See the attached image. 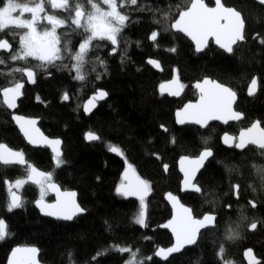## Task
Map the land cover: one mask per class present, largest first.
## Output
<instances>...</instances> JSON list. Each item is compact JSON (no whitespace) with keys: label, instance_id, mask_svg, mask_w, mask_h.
Here are the masks:
<instances>
[{"label":"trees","instance_id":"trees-1","mask_svg":"<svg viewBox=\"0 0 264 264\" xmlns=\"http://www.w3.org/2000/svg\"><path fill=\"white\" fill-rule=\"evenodd\" d=\"M75 1L85 3L82 5L88 12V0ZM206 2L214 6L212 0ZM4 3L6 0H0V6ZM224 4L236 8L246 23L245 41L231 55L212 43L203 54H198L188 39L170 28L179 13L190 6V0H138L137 5L128 4L121 9L129 20L118 36L115 56L111 55L114 46L109 41L93 42L102 46L88 53L82 69L86 77L83 81L74 78L75 61L67 53L63 60L56 61V66L34 69L36 85H26L19 113L39 118L46 135L62 139L64 163L60 167H56L48 149L36 150L27 145L13 124L12 115L0 104V143L22 151L29 163L51 172L52 181L64 190L77 191L79 203L86 211L72 222L45 218L34 206L41 197L40 187L26 184L19 191L23 206L9 212L6 181L14 183L26 173L24 168L0 164V218L6 220L10 233L0 241V264H6L10 252L18 246L39 247L41 261L46 264H126L130 253L116 251L114 246L138 250L136 259L144 264H224L225 261L246 264L247 249H253L264 264V181L256 171V167H264V155L255 147L239 151L235 147L225 148L221 143L225 132L237 137L257 121L264 128V43L260 42L264 40V6L252 0H224ZM46 13L66 21V27L57 29L61 48L66 44L76 52L85 36L80 34L81 30L73 31L74 13H61L50 6L46 7ZM39 28L43 31L50 25L44 23ZM12 31L25 30L0 32V39H7L15 52L20 47L19 35L14 37ZM153 31L158 32L156 41L150 39ZM173 48L175 51H170ZM11 54H0V59L5 61L0 64V89L12 86L14 81H26L19 72L9 75L13 69L38 63L31 58L28 65L24 61H12ZM149 60L160 61L162 75L153 70ZM175 70L185 88L180 100L159 93V86L171 80ZM256 77L259 92L250 99L248 86ZM205 78L236 92V109L245 115L242 122L227 128L213 124L207 130L176 125V111L199 99L194 84ZM100 89L107 91L109 98L92 116L86 117L83 105ZM65 93L67 100L63 99ZM88 132L100 139L88 143L85 139ZM109 145L118 146L124 159L113 155ZM206 148L212 149L214 156L198 179L202 193L182 194L179 159L195 158ZM129 164L151 189L150 197L145 200L146 227L135 223L140 202L116 192L123 184L122 174ZM236 184L240 185L239 200L233 188ZM169 192L180 196L197 218L212 213L217 215V222L214 229L201 234L196 246L162 262L154 253L173 244L170 233L162 229L172 217L165 202ZM44 199L53 200L50 196ZM249 201H254L256 208ZM252 223L257 225L255 231L251 230ZM230 228L239 233L238 238L227 239ZM106 249V254L97 256Z\"/></svg>","mask_w":264,"mask_h":264},{"label":"snow or ice","instance_id":"snow-or-ice-1","mask_svg":"<svg viewBox=\"0 0 264 264\" xmlns=\"http://www.w3.org/2000/svg\"><path fill=\"white\" fill-rule=\"evenodd\" d=\"M258 2L264 5V0H258ZM88 3L91 5V11L86 12L82 4L75 3L73 7L69 0H39L34 6H29L28 3H21L19 0H6V3L0 6V32H4L6 29L25 31L22 33L12 31L11 33L14 37L19 35L20 47L18 51L13 52L12 45L7 39H0V50L12 53L10 56L12 61H24L28 65L29 58H31L38 62L35 65L15 68L8 74L12 75L14 72H19L22 76L27 77V82L35 83L36 71L34 69L47 70L48 66H56V61L63 60L65 58L64 53H67L68 58L75 61L72 65L76 73L74 78L83 81L86 77L82 69L87 62L88 53L93 48L98 49L102 46L99 43L94 44L93 42L109 41L112 45H117L118 36L123 28L126 27V22L129 20L128 15L123 13L121 9L128 4L137 5L138 0H102V3L107 5V9L102 8L95 0H88ZM45 4L49 5L53 10L74 13L71 16V25L74 26L73 31L81 30L80 34L85 36L76 52H72L66 44L63 46V49L61 48V38L57 34V29L66 27V21L55 14H47ZM16 13L18 15H14ZM25 13H30V18H24ZM42 13H44L43 16H41ZM41 20L46 21L50 25V28L38 31L37 25ZM170 28L190 37L195 42L197 52L204 51L209 47V41L214 40V43L219 48L227 53H232L233 45L245 39V21L242 19L241 13L231 7L224 6L222 0H215L214 7L208 6L205 0H190V6L179 13V18L170 25ZM157 36L158 32L153 31L150 39L156 41ZM260 42L264 43V40ZM112 51L115 52L116 49L113 48ZM170 51H175V49H170ZM4 63L5 61L0 59V64ZM100 63L103 64V61H100ZM149 63L157 67L159 66L154 60H149ZM99 78L97 76V79ZM173 85L177 86L175 90L173 89ZM257 86L258 81L256 78H253L248 86V94L253 95L257 90ZM23 87V82L14 81L12 86L0 89V96H2L0 104L6 106L8 109H14L17 99L23 94ZM183 87V85L179 84L178 80H174L167 85L161 84L160 90L162 94L167 91L171 95H178L179 89ZM195 87L200 92L199 102L196 104H188L182 111H178L176 113L178 123L184 124L186 122H192L206 127L208 122L212 120L228 123L229 120L238 121L242 119V114L232 109L233 101L236 98V92L232 88L207 78L202 83H196ZM106 96L107 93L103 90L98 91L84 105L85 112L90 110L89 105H93L96 99H104ZM68 98V95L65 93L63 99L67 100ZM13 119L20 126V130L28 139L29 143L39 144L43 142L52 146V151L55 153L54 159L56 167H60L64 163L61 159L62 154L57 147L61 143L59 140H49L47 137H43L39 133V129L35 128V120L26 119L19 115H14ZM86 139L95 141L99 140L100 137L93 132H88ZM223 142L229 147L234 146L240 150L252 145L262 150L261 155H264V128L260 127V122L257 121L251 127L242 130L238 138L225 133ZM109 151L121 156L123 155L118 146L109 145ZM212 154L211 149L206 148L196 158H181L180 170L184 174V190L190 189L197 193L201 192V188L193 181L196 173L203 167L204 162ZM0 164L3 166H23L26 173L24 178H18L14 183L6 181L10 197V201L7 204V210L9 212L23 206L20 195L16 191H13V188L20 189L29 182L37 184L40 187L41 197L36 201V204L40 207L44 215L71 220L78 213L85 211L77 204L75 192H61L59 186L52 182V173L38 170L34 165L25 160L23 152L14 151L6 145L0 144ZM254 167L256 166L254 165ZM166 169L167 165H165ZM128 170H131L134 175L135 170L131 164L128 165ZM128 170L124 173L126 180L129 179ZM256 171L261 180L264 181V167H256ZM233 188L238 199L240 185H233ZM47 189L56 192V203H44V193ZM149 191V184L139 177H135L134 180H129L127 184H122L116 189L117 194L124 197H138L140 211L135 218V223L142 227L147 226L145 197ZM253 191H255V188H253ZM167 198L172 201L175 214L163 227L171 229L175 237V244L167 249L159 248L154 253L155 256L162 257L165 260L172 253L181 251L186 245L196 244L200 230L209 225H214L216 220V217L212 214H205L202 219H198L193 216L192 209L181 204L176 196L169 193L167 194ZM249 203L253 208L256 207L254 201H249ZM250 227L251 229H255L257 225L256 223H252ZM228 232L227 239L229 240L238 238L239 236V233L234 229L230 228ZM9 235L7 223L4 219L0 218V241ZM114 248L116 251L122 253H130V259L126 261V264H144L143 260L136 259L138 250L132 251L127 247L119 246H114ZM37 252L38 250L36 248H16L12 252L13 259L9 261V264H36ZM106 252L107 249L103 253H97V256L106 254ZM223 252L224 248L221 246V256ZM19 253L26 255L18 257ZM245 255L249 257V264H259V261L256 260L250 249L246 251ZM69 258L71 260V254H69ZM151 258L147 257L146 259ZM224 264H229V262L225 261Z\"/></svg>","mask_w":264,"mask_h":264},{"label":"water","instance_id":"water-1","mask_svg":"<svg viewBox=\"0 0 264 264\" xmlns=\"http://www.w3.org/2000/svg\"><path fill=\"white\" fill-rule=\"evenodd\" d=\"M213 1V3H214V6H215V0H212ZM252 1H254V2H256V3H258V4H260L259 2H258V0H252ZM205 3L207 4V2H206V0H205ZM222 3L224 4V0H222ZM208 5V4H207ZM260 5H262V4H260ZM209 6V5H208ZM214 6H210V7H214ZM224 6H226L225 4H224ZM262 6H264V5H262ZM227 7V6H226ZM231 8H233V7H231ZM234 10H236V11H238L236 8H233ZM239 12V11H238ZM241 17H242V19L244 20V18H243V15L241 14ZM178 18H179V16H178ZM177 18V19H178ZM245 28H246V23H245ZM245 28H244V37H245ZM173 32L174 33H176V34H180V35H182V36H184L186 39H188L191 43H192V45L194 46V48H195V42L194 41H192L191 40V38L190 37H188V36H186L184 33H182V32H179V31H176V30H174L173 29ZM245 41V39L243 40V41H238L235 45H233V51H234V49H235V47H237L240 43H243ZM10 43V42H9ZM213 44L215 47H217L219 50H221L222 52H224V53H226V54H228V55H231L232 53H227V52H225L223 49H221V48H219V46L218 45H216L215 43H214V40H210L209 41V45L210 44ZM11 44V43H10ZM12 45V44H11ZM114 46V48L116 49V51L115 52H111V55L112 56H115L116 55V53H117V45H113ZM209 48V47H208ZM208 48H206L204 51H201V52H197L196 51V48H195V51L198 53V54H203ZM12 50H14V47H13V45H12ZM1 53H4V54H7V55H10L11 53L10 52H8V51H5V50H0V54ZM154 61H156L157 63H158V67L157 66H155L154 64H152V63H150V66L153 68V70L155 71V72H157V74H159V75H162L163 74V68H162V65H161V63H160V61H158V60H154ZM25 77V82H23L24 83V87H23V89H22V95L17 99V102H16V107L14 108V109H8L6 106H5V108L10 112V114L12 115V122H13V124H14V126L18 129V131L20 132V134L23 136V138H24V140L26 141V143H27V145L29 146V147H31L32 149H48L50 152H51V154L55 157V153L52 151V146H50V145H47L46 143H43V142H41V143H39V144H31V143H29V141H28V139L24 136V134H23V132L20 130V126L16 123V121L13 119V116L14 115H19V116H21V117H24V118H26V119H32V120H35V128H37V129H39V133H41L42 135H43V137H47L49 140H59L61 143L57 146L58 147V149H59V151L61 152V158L63 157V141H62V139H60V138H52V137H49L48 135H46V133L42 130V128H41V126H40V123H41V121H40V119L39 118H35V117H29V116H26V115H24V114H20L19 113V106H20V102L23 100V98H24V90H25V88H26V85H28V86H35L36 85V82H37V77L35 76V83H29V82H27V77L26 76H24ZM207 79H210V80H212L211 78H207ZM256 79H257V81H258V78L256 77ZM174 80H178L179 81V84H181V85H183L184 86V84H183V82L181 81V79H180V76H179V74H178V71L177 70H175L174 71V75H173V78L171 79V80H169V81H167V82H164V83H162V84H169L170 82H172V81H174ZM204 80V79H203ZM203 80H201L200 81V83H202L203 82ZM198 83V82H197ZM195 85L196 84H194V89L198 92V94H199V98H200V92H199V89H197L196 87H195ZM224 86H226V85H224ZM176 85H173V89L175 90L176 89ZM228 87V86H227ZM100 90H102V89H100ZM100 90H98V91H100ZM97 91V92H98ZM104 92H106L107 93V91H105V90H103ZM96 92V93H97ZM258 92H259V83H258V86H257V90H256V92L253 94V95H249L248 94V90H247V96H248V98H250V99H252V98H255L256 96H257V94H258ZM95 93V94H96ZM159 93L161 94V95H164V96H168L169 98H171V99H174V100H180L184 95H185V88L183 87V88H181V89H179V94L178 95H171V94H169V92H167V91H165V92H163V94L161 93V90H160V86H159ZM94 94V95H95ZM93 95V96H94ZM93 96H91L89 99H91ZM1 98H2V96H1ZM108 98H109V95H108V93H107V96L104 98V99H96L95 101H94V103H93V105H89V111L88 112H85V110H84V105L85 104H87V102H88V100H86L85 101V103H84V105H83V113H84V115L86 116V117H90V116H92L96 111H97V109H98V107H99V105L100 104H102V103H105L107 100H108ZM199 102V99L197 100V101H195V102H192V103H189V104H196V103H198ZM237 103H238V95L236 94V98H235V100L233 101V104H232V109L234 110V111H236V112H239V113H241L242 114V119H240V120H229L228 121V123H224L223 121H217V120H212V121H209L208 122V125L206 126V127H202L201 125H199V124H196V123H192V122H186V123H184V124H180V123H178L177 122V116H176V113L178 112V111H182L184 108H185V106L183 107V108H181V109H179V110H177L176 111V113H175V122H176V125L178 126V127H186V126H195V127H197V128H199V129H201V130H207L210 126H212L213 124H218V125H221V126H223V127H225V128H227L228 126H230V125H232V124H237V123H240V122H242L244 119H245V115L242 113V112H240V111H238L236 108H237ZM188 105V104H187ZM259 122V121H258ZM251 127V126H250ZM260 127H262V125H261V123H260ZM263 128V127H262ZM225 133H227L228 135H230V136H233V137H235L234 135H232L231 133H229V132H225ZM224 133V134H225ZM224 134L222 135V137H221V143H222V145L225 147V148H231V147H229L227 144H225L224 142H223V136H224ZM239 137V134H238V136H237V138ZM85 139H86V136H85ZM86 141L88 142V143H91V142H95V141H98V140H95V141H89V140H87L86 139ZM0 144H4V145H6L8 148H10V149H12V150H14V151H19V150H16V149H14V148H11L8 144H6V143H0ZM232 147H234V146H232ZM249 147H255V146H252V145H249L247 148H249ZM247 148H245V149H243V150H240V149H238L239 151H245ZM256 148V147H255ZM258 149V148H257ZM260 150V149H259ZM204 151V150H203ZM211 151H212V156H210L205 162H204V165H203V167H201L200 169H199V171L196 173V176H195V179H194V183H196L198 186H199V184H198V179H199V176L201 175V173L204 171V169L206 168V166H207V164H208V162L213 158V156H214V152H213V150L211 149ZM22 152V151H21ZM113 155H115L116 157H118V158H120V159H124V154L121 156V155H118V154H116V153H113V152H111ZM24 154V153H23ZM25 156V155H24ZM184 157H188V156H184ZM198 157V156H197ZM182 158V157H181ZM181 158L179 159V161H178V170H179V173H180V175H181V177H182V180H181V192H182V194H197V195H200L201 193H202V190H201V192L200 193H197V192H195V191H192V190H184V186H183V179H184V174H183V172L180 170L181 169V165H180V160H181ZM189 158H192V157H189ZM196 158V157H195ZM25 160L27 161V162H29L28 160H27V158H26V156H25ZM54 162H55V159H54ZM56 165V164H55ZM35 166V165H34ZM5 167H14V168H24L23 166H15V165H12V166H5ZM38 170H40V171H43V172H45L44 170H42V169H40V168H38L37 166H35ZM132 168L135 170V168L132 166ZM126 170H128V167L127 168H125V170H124V172H123V174H122V180H123V184H127L128 182H129V180H134V178L135 177H139L141 180H143V181H145L139 174H138V172L135 170L134 171V175H133V173H132V171L131 170H128L129 171V179L128 180H126L125 179V177H124V173H125V171ZM47 173V172H46ZM52 182H54V181H52ZM9 183H11V182H9ZM56 185H58L59 186V189H60V191L61 192H75L76 193V196H75V200H76V202H77V204H79L80 205V203H79V194H78V192L77 191H74V190H64L58 183H56V182H54ZM28 184H30V185H32V186H35V187H39V185H37V184H34V183H31V182H29ZM122 185V184H121ZM120 185V186H121ZM200 187V186H199ZM201 188V187H200ZM13 191H16L17 192V194L18 195H20V197H21V199H22V201H23V196H22V194L19 192V191H17V190H13ZM47 191H48V194H49V196L53 199L52 201H49V200H46V199H44V203L45 204H54V203H56V200H57V195H56V192L55 191H53V190H51V189H47ZM169 193H171V192H169ZM169 193H167V194H169ZM150 194H151V189H150V191H149V193L146 195V197H145V200H147L149 197H150ZM167 194L165 195V202L167 203V205L170 207V209H171V211H172V217H171V219L173 218V216H174V214H175V209L173 208V205H172V201H170L168 198H167ZM172 195H174V196H176L177 197V199L180 201V203L181 204H183L185 207H188V208H190V209H192L190 206H188V205H186V204H184L183 202H182V200H181V198H180V196H178V195H175V194H173V193H171ZM235 195H236V192H235ZM124 197V196H123ZM126 199H131V200H135V201H138V202H140L139 201V199H138V197H136V196H128V197H125ZM9 200H10V197H9ZM39 200V199H38ZM37 200V201H38ZM236 200H239V198L237 199V196H236ZM35 208H36V210L41 214V216H43V217H45V218H48V219H51V220H54V221H60V222H72V221H74L76 218H78V217H80V216H82V215H84V214H86V211H83L82 213H78L76 216H74L73 217V219H71V220H64V219H60V218H57V217H54V216H46V215H44L43 214V212L41 211V209H40V207H38L37 206V204H36V202H35ZM80 207L82 208V206L80 205ZM254 208H256V207H254ZM16 209H18V208H16ZM15 210V209H14ZM192 214H193V216L194 217H196L195 215H194V213H193V210H192ZM208 214H212V213H208ZM212 215H214L215 217H216V220H215V222H214V225H209L208 227H206V228H203V229H201L200 230V233L198 234V236H197V242H196V244H193V245H186L181 251H179V252H175V253H172L170 256H168V258H167V260H165V259H163L162 257H157V256H155L158 260H160V261H162V262H167V261H169L171 258H173V257H175V256H178V255H181L185 250H187V249H190V248H193L194 246H196L197 244H198V242H199V239H200V236H201V234L203 233V232H205L206 230H209V229H214L215 227H216V222H217V215L216 214H212ZM197 218V217H196ZM203 218V216L202 217H200V218H198V219H202ZM170 219V220H171ZM169 220V221H170ZM5 222H6V220H5ZM7 223V222H6ZM168 223V222H167ZM167 223H165V224H167ZM164 224V225H165ZM162 229L163 230H165V231H167V232H169L170 233V235L172 236V239H173V244L170 246V247H172L174 244H175V237H174V235H173V233H172V231H171V229H169V228H165V227H163L162 226ZM252 231H255L256 230V228L255 229H251ZM16 248H36L37 250H38V252H37V254H36V264H46V263H44V262H42L41 261V251H40V249H39V247H37V246H18V247H15L14 249H16ZM169 248V247H168ZM13 249V250H14ZM165 249H167V248H165ZM13 250L10 252V254H9V256H8V260H7V263L6 264H9V261L11 260V259H13V257H12V252H13ZM247 250H249V249H247ZM246 250V251H247ZM251 251H252V254L254 255V257L256 258V260L257 261H259V264H262V260L260 259V258H258L257 257V255L255 254V252H254V250L253 249H250ZM246 251L244 252V260H245V262H246V264H249V257H247L246 255H245V253H246ZM23 255H26V254H23V253H19L18 254V257L19 256H23Z\"/></svg>","mask_w":264,"mask_h":264},{"label":"rangeland","instance_id":"rangeland-1","mask_svg":"<svg viewBox=\"0 0 264 264\" xmlns=\"http://www.w3.org/2000/svg\"><path fill=\"white\" fill-rule=\"evenodd\" d=\"M96 3H98V4H100V6L102 7V8H104V9H107V5H104L103 3H102V0H98ZM89 3H87V5H88ZM83 5H85V3L83 4ZM89 7L90 8H88L87 10L88 11H91V5L89 4ZM66 13H67V11H66ZM25 14H27V13H25ZM14 15H18V13H16V14H14ZM29 15V14H28ZM44 14H41V16H43ZM29 16H31V15H29ZM47 24V22L46 21H44V20H41V22L37 25V28H38V31H42L39 27H41V25L42 24ZM26 184H28V183H26ZM25 184V185H26ZM25 185H23L20 189H15V190H18V191H20ZM47 196H49V194H48V191L46 190L45 191V193H44V198L45 197H47Z\"/></svg>","mask_w":264,"mask_h":264},{"label":"flooded vegetation","instance_id":"flooded-vegetation-1","mask_svg":"<svg viewBox=\"0 0 264 264\" xmlns=\"http://www.w3.org/2000/svg\"><path fill=\"white\" fill-rule=\"evenodd\" d=\"M19 2H21V3H28L29 6H34L35 3L39 2V0H19ZM69 2H70V4L74 5L77 1H75V0H69ZM81 4H84V3H81ZM48 6L49 5L45 4V9ZM56 11H60L61 13L63 12L61 10H56ZM28 14L31 15L30 13H27V14H25V17L24 18H30V16ZM42 14H44V13H42Z\"/></svg>","mask_w":264,"mask_h":264}]
</instances>
